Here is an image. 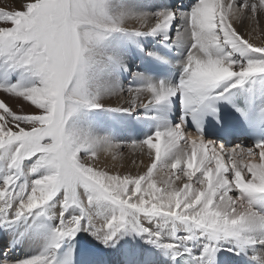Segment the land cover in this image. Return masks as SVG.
Listing matches in <instances>:
<instances>
[{
    "label": "snow or ice",
    "instance_id": "1",
    "mask_svg": "<svg viewBox=\"0 0 264 264\" xmlns=\"http://www.w3.org/2000/svg\"><path fill=\"white\" fill-rule=\"evenodd\" d=\"M262 15L264 0L0 7V264H264V43L236 27ZM137 123L146 169L101 167Z\"/></svg>",
    "mask_w": 264,
    "mask_h": 264
},
{
    "label": "rangeland",
    "instance_id": "2",
    "mask_svg": "<svg viewBox=\"0 0 264 264\" xmlns=\"http://www.w3.org/2000/svg\"><path fill=\"white\" fill-rule=\"evenodd\" d=\"M178 2H175V4H179ZM236 27L237 30L245 36V38L251 39V42L256 44L264 43V15L259 17L258 26L253 25L256 30L252 31L250 35L249 32L246 31V29L249 27L247 20H245L243 24H237ZM136 62L137 61H134V64H136L134 66L138 67L137 63L139 62ZM123 79L124 78H122V80ZM131 129L133 130V127H131ZM117 136L120 140L125 141V143L116 152V155L119 157L117 158L118 171L116 170L115 172H119L120 174H137L139 172L144 171L146 169V165L150 163V159L145 154L147 149L145 148V150L142 152L138 145L134 146L131 143L133 140L137 141V139H134L136 137L134 136L133 132H131V130L126 127H122V130L117 133ZM230 144L234 145L235 143L232 142ZM236 144H239V142ZM180 175L181 179L176 181V187H180L181 184L184 182L182 173Z\"/></svg>",
    "mask_w": 264,
    "mask_h": 264
},
{
    "label": "bare ground",
    "instance_id": "3",
    "mask_svg": "<svg viewBox=\"0 0 264 264\" xmlns=\"http://www.w3.org/2000/svg\"><path fill=\"white\" fill-rule=\"evenodd\" d=\"M16 2H17V0H0V7H5V6L15 7ZM171 2L174 4H175V2H178L179 4L187 5V4L191 3V0H171ZM134 65H136V64H134V61H132L131 66H132L133 71L137 70V68L139 67V63H137L138 67H136ZM123 78L124 79L122 80V83H123L124 87L127 88L129 86L130 81H131V77H130V75L126 74ZM128 98H129V94L125 93L123 98L118 99V98L114 97V98H111L110 100H108L106 102L111 104L112 106H116L117 104H123L124 106H127ZM126 128H128L129 130H131V132H133L134 136L136 137L134 139H137V141H141L149 131L147 127H145L144 125L139 124V123H137L135 125V127H133V130L131 129V127H126ZM211 139H213V138H211ZM232 142H234L236 144L239 142V140L238 139L237 140L231 139L230 143H232ZM118 157L119 156L116 155V159L112 160L110 157L105 158L103 155H101L100 166L106 168L110 172L115 173V171L118 169V162H117ZM164 177L167 178L166 170L162 173H159L157 176L158 179L164 178ZM175 183H176V181H175ZM7 239H8L7 236H3L2 238H0V245L6 246ZM80 239L82 240L83 244H87L89 246L95 245V241H93L91 239V237H87L84 234H81ZM27 251H29L27 248L21 247V248L14 250L13 255H21L22 256ZM219 259L221 261V264H242L238 257H236L232 253H228V252L221 253L219 256Z\"/></svg>",
    "mask_w": 264,
    "mask_h": 264
},
{
    "label": "water",
    "instance_id": "4",
    "mask_svg": "<svg viewBox=\"0 0 264 264\" xmlns=\"http://www.w3.org/2000/svg\"><path fill=\"white\" fill-rule=\"evenodd\" d=\"M80 238V237H79Z\"/></svg>",
    "mask_w": 264,
    "mask_h": 264
}]
</instances>
